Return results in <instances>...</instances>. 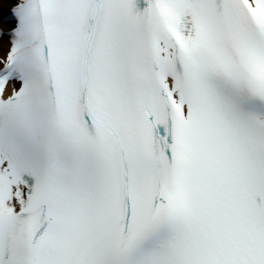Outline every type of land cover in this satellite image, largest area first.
Wrapping results in <instances>:
<instances>
[{"label": "snow or ice", "instance_id": "1", "mask_svg": "<svg viewBox=\"0 0 264 264\" xmlns=\"http://www.w3.org/2000/svg\"><path fill=\"white\" fill-rule=\"evenodd\" d=\"M0 264H264V0H0Z\"/></svg>", "mask_w": 264, "mask_h": 264}]
</instances>
